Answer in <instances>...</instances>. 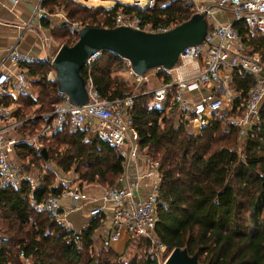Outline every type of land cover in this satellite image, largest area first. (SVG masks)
Segmentation results:
<instances>
[{"label": "trees", "instance_id": "1", "mask_svg": "<svg viewBox=\"0 0 264 264\" xmlns=\"http://www.w3.org/2000/svg\"><path fill=\"white\" fill-rule=\"evenodd\" d=\"M57 1L61 0H43L42 5L51 9ZM61 4L69 19L92 20L83 27H114L113 17L119 8L135 14L152 28L175 26L191 17V6L185 0H156L152 8L116 3L104 9L76 0H62ZM58 27L50 29L51 37L64 36L66 40L61 45H72L77 31L66 25ZM233 27L249 51L259 54L264 66V32L250 31L241 21L233 23ZM20 67L26 69L30 90L15 100L0 93V103L18 104L12 116L24 122L14 133L24 139L37 133L42 126L40 115L51 111L58 100L56 83L46 79L51 68L47 63ZM80 73L85 80L90 79L103 99L115 100L129 94L124 61L112 52L101 53L89 76L85 66ZM168 79L167 71L160 69L139 90ZM230 80V86L241 91L243 97L253 84L251 76L237 68L230 71ZM141 98L144 106L138 105L132 114L139 145L148 157L159 162L162 173L154 237L168 252L184 248L189 255L197 254L201 263L264 264V101L258 125L238 138L239 127L224 123V108L213 114L208 129L196 135L175 118L173 107L169 112L161 107L148 108L150 96ZM238 102L234 100L231 110L236 111V116L242 112V106L236 108ZM39 140L46 149V159L28 142L14 146L15 157L25 173L43 171L35 188L31 190L30 178L19 188H0V264H113L119 254L111 250L107 240L98 250L94 248L102 215L92 217L87 226L75 232L66 230L49 212L35 210L32 202L60 194L65 186L54 184L58 171L67 175L72 170L80 184L95 183L105 189L115 186L123 170L119 151L96 132L71 131L68 125L52 129ZM136 241L149 244L140 237L130 240L127 247ZM126 264L159 263L148 255L133 257Z\"/></svg>", "mask_w": 264, "mask_h": 264}, {"label": "built area", "instance_id": "2", "mask_svg": "<svg viewBox=\"0 0 264 264\" xmlns=\"http://www.w3.org/2000/svg\"><path fill=\"white\" fill-rule=\"evenodd\" d=\"M156 0H145V8H152ZM191 6V15L203 13L209 29L203 40L193 46L185 47L178 55L172 68L166 70L168 81H158L155 85L143 91H137L140 85L152 81L157 67L137 74L131 68L127 59H123L129 94L123 98L106 100L99 96L87 78L86 88L88 100L82 105H74L67 95L57 87L55 91L58 102L49 112L42 113V126L36 134L24 139L11 133L23 121L10 118L9 106L0 103V188H19L29 180L22 171L14 156V146L19 142H28L31 148L40 152V137L49 135L54 128L68 125L71 131L90 129L108 144L115 147L121 157L123 170L118 176L116 185L104 189L98 198L100 204L89 209V216L96 217L105 213L111 224L108 240L115 242L124 233L128 240L145 237L149 243L161 245L154 237V227L157 222L159 193L162 173L157 160L148 157L140 148V137L134 127L133 111L138 107V101L145 95L150 96L148 108L161 107L166 110L174 108V115L187 127L200 131L211 126L213 114L224 108L225 100L234 99L235 91L225 84L230 82V71L234 68L249 74L253 84L248 89L242 106V112L232 123L239 127V135L244 136L251 127L259 123V110L264 101V66L256 52H250L243 37L233 27L235 22H244L250 31L264 32V0H186ZM136 4L139 5V2ZM215 9H227L231 12L232 21L227 24H212L211 17ZM73 30L79 31L83 25L65 19ZM112 24L131 27L146 32H165L173 26L152 28L145 25L135 14H128L119 8L113 17ZM43 41L44 38H43ZM101 51H96L85 61L86 74ZM6 58L19 66L14 74L0 71V93L8 94L13 86L18 92L29 88L26 69L21 65L30 63H47L51 60L37 58L12 48ZM165 70V69H164ZM223 72L225 73L223 75ZM48 81L55 82L53 69L48 74ZM205 89L198 97L194 93ZM168 101V106L165 103ZM142 107V106H141ZM36 186L30 184L31 190ZM81 201L83 204L91 200L81 189L76 187L63 189L59 195L48 196L41 202H32L37 211L45 210L56 221L65 220L64 209L60 205L61 198ZM22 256V253H20ZM124 255L113 264H126ZM164 263V262H163ZM162 263V264H163Z\"/></svg>", "mask_w": 264, "mask_h": 264}, {"label": "water", "instance_id": "3", "mask_svg": "<svg viewBox=\"0 0 264 264\" xmlns=\"http://www.w3.org/2000/svg\"><path fill=\"white\" fill-rule=\"evenodd\" d=\"M209 29L206 16L193 14L186 21L165 32H146L126 26L82 27L76 41L61 45L55 52L51 66L55 74L57 89L68 96L74 105L88 100L86 81L81 68L86 59L96 51H109L127 59L134 72L139 75L162 67L172 68L178 55L187 46L199 44ZM40 154L46 159V149ZM163 264H206L198 261L197 254L189 255L184 248H173Z\"/></svg>", "mask_w": 264, "mask_h": 264}, {"label": "crops", "instance_id": "4", "mask_svg": "<svg viewBox=\"0 0 264 264\" xmlns=\"http://www.w3.org/2000/svg\"><path fill=\"white\" fill-rule=\"evenodd\" d=\"M42 1L43 0H0V71L14 74L19 69L18 65L10 62L6 58L7 53L12 48L37 58H43L45 60H50L53 58L58 48L56 47L54 39L51 37L50 29L54 25H67L65 22V19L67 18L65 15L60 13H50L47 7L42 5ZM137 2L138 0H135L134 4ZM231 21V12L227 9H215L212 13L211 25L217 23L227 24ZM43 38L45 41H43ZM29 90L30 86L27 91L18 92L13 88V86H10L8 95L10 96L11 100H15L20 94H25ZM204 92L205 89H201L199 92L194 93L193 97H198ZM7 106H9L11 110L10 118L20 121L12 116V112L16 109L18 104L16 102H12ZM21 121L24 122V120ZM14 130L15 129H13L11 133L16 135ZM25 174L27 175V173ZM79 187V189H81L91 200L95 199V201H90L83 204L81 201H73L70 198L64 197L60 199V205L64 209L63 214L65 215V220L69 222V228L75 231L81 230L90 222L92 217L89 216V209L94 205L100 204V200H98V198L105 189L89 185H80ZM102 216L103 218L101 224L95 231V236L107 237V243L111 250L116 254H122L124 248L126 245H128L130 240H128V237L122 233L117 241H109L108 235L111 224L108 216L105 213H103ZM112 244H117L119 250L114 249Z\"/></svg>", "mask_w": 264, "mask_h": 264}, {"label": "rangeland", "instance_id": "5", "mask_svg": "<svg viewBox=\"0 0 264 264\" xmlns=\"http://www.w3.org/2000/svg\"><path fill=\"white\" fill-rule=\"evenodd\" d=\"M77 2L79 3H82V4H85L87 6H93V7H102L104 9H110L112 8L116 2H119L121 4H132L134 3L135 0H76ZM186 1V0H185ZM139 2V5L141 7L144 6V3H145V0H138ZM62 0L61 1H57V3L50 9L49 7H47V9L49 10L50 13H53V14H56V13H60L62 15H65V17L71 21V22H74V23H78V24H83L85 22H91L92 20L89 19V18H86L85 20H82V21H78V20H71L69 19L64 10L63 9V6H62ZM187 3V1H186ZM192 16V15H191ZM97 23V20L95 21ZM67 26V25H66ZM53 27L55 28H59L58 26L54 25ZM52 27V28H53ZM69 27V26H68ZM57 29V30H59ZM70 29V28H69ZM62 32V31H61ZM71 38V37H70ZM72 39V38H71ZM65 37L63 36L62 39H54L55 41V44H56V47L58 48L59 45H61V42L62 41H65ZM55 49V48H54ZM53 68L51 67L50 70L46 73V79L48 78V74L50 73V71L52 70ZM225 73L223 72V75ZM231 81V80H230ZM227 87H230V82H227L225 84ZM129 89H130V86H129ZM233 89V88H232ZM139 90V88H138ZM235 91V89H233ZM139 91H142V89L140 88ZM247 94V93H246ZM246 98V96H241V91H235V95H234V99L232 98L231 100H225V104H224V112H226V116L224 117V123H230L231 121L230 120H233L235 117H236V111L234 112H231V110L233 109V103H234V100H238L239 104H237V107L236 108H239L240 107V104H242L244 102V99ZM143 98L139 99L138 101V105L139 106H144V103H143ZM148 105H149V102H148ZM171 109L169 110H166L165 109V112H169ZM227 114H229V117L227 116ZM232 123V122H231ZM208 129V128H207ZM187 130L189 132H192L193 134H198V130L197 129H194V128H190V127H187ZM206 130V129H204ZM202 130V131H204ZM200 131V133L202 132ZM241 136L238 134V138H240ZM20 165H22V163L20 161H18ZM25 163H27V161H25ZM43 172V171H42ZM42 172H38V171H34L32 170L30 172V174L28 173L27 176H29V178L31 179L32 182L34 183H37V180L38 179H41L42 177ZM54 184H63V186H65L63 189H66V188H71V187H76V188H80L79 186L80 185H84V186H94V187H98V188H105L103 186H100L98 184H95V183H91V184H85V183H79L78 180H76V175L73 173L72 170L69 171V173L67 175H64V174H61V172H57L56 176H55V181H54ZM62 189V190H63ZM57 223L59 224H63L64 225V228L66 230H72L69 228V225L66 226L65 222L64 221H56ZM69 223V222H68ZM75 231V230H74ZM77 232V231H75ZM156 239V238H155ZM104 240H107V237H101V236H98L96 238V241L94 242V248L95 250H98L99 247H101L104 243ZM157 240V239H156ZM112 246L114 247V249H117L119 250L117 244H112ZM169 254L168 250L159 245V244H156V243H149L148 246H145L144 244H140L139 241H136L132 246H129L124 248V251L122 253V255H124L122 258V260H125V262L127 263L128 260H130L131 258L133 257H136V258H142L144 256H152L154 258H156V260L158 261L159 264H162L164 262V260L166 259L167 255ZM120 255V254H119ZM119 258V257H118ZM24 264H28V261H24L23 262ZM114 263V262H113Z\"/></svg>", "mask_w": 264, "mask_h": 264}]
</instances>
